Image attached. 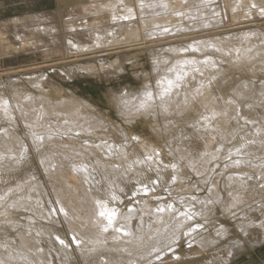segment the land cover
I'll use <instances>...</instances> for the list:
<instances>
[{
  "label": "bare ground",
  "instance_id": "1",
  "mask_svg": "<svg viewBox=\"0 0 264 264\" xmlns=\"http://www.w3.org/2000/svg\"><path fill=\"white\" fill-rule=\"evenodd\" d=\"M211 1L91 0L89 4L63 10L62 16L64 19L61 16L59 23L53 22L50 25L45 23V21L53 19L52 17H44L46 15L32 16L37 21H43V24H41L43 27L41 28V25H39V27L31 30L36 38L21 37V46L22 48L43 50L46 55L61 44L67 51L76 50L80 54H91L95 53L98 48H102V44H109V46L114 47L143 43L149 46V51L154 56L158 55L159 51L156 53L153 47L158 45L159 42L162 43L163 40L168 38L178 40L179 37L177 36L182 35L183 32L189 33L191 31L190 33L194 34L191 35L192 37L190 36L187 45H172L167 47L166 51L159 54L157 58L155 57L153 64V72L157 80L155 83L149 81L151 73L144 72L147 86H144L140 91L127 89L121 95H113V99L119 112L124 115L127 121H132L141 116H156L159 113L171 115L176 112L196 109L197 105L201 108L205 106L204 109L208 108L210 114L207 111L208 115L205 118L204 116L202 118V115L199 116L202 121H198L197 131L200 135H202L203 130L212 135H219L223 139V142L220 143L221 147L234 134L230 123L232 118L238 119L239 103L237 99L242 100V97L245 98L250 91L253 93L256 88L251 83H244L233 93L237 95V99L229 97L230 100L227 101L224 95L222 97L220 95L221 100H218L215 96L213 97V91L210 92L213 86L211 83L207 85L205 80L207 78L214 79L218 72L226 70L220 62L227 59L217 57L213 51L230 56L233 59V65L243 66L244 64L253 65L258 61L264 62V33L261 32V34L256 35L253 34L254 31L252 30L225 36L217 33L211 36L210 34H197L196 26L199 25L197 23L204 16L208 18L206 20L208 24L215 25L213 27L221 24L222 21H224L223 24H226L225 18L227 24L230 19L235 21L240 16L248 18L245 10H250V14H253V6H258L257 9H260L264 15V0H227V3L225 0L224 12L222 7L211 8L209 5ZM55 16L53 15V17ZM14 21L25 25L29 23L27 17L16 18ZM191 22L194 26L192 28L189 27ZM46 35L51 36V42L45 39ZM218 35L220 36L218 37ZM208 49L211 51L208 52ZM16 50H19V48L7 43L3 36L0 37L1 53L11 54ZM190 51L198 53L192 54ZM117 63L118 60L116 59L110 64L114 67V64ZM104 65L101 63L100 67H97L95 64H80L77 69L79 73L100 74V69L104 70ZM117 67L114 72L110 73L116 74L125 70L120 63ZM212 68L215 70L211 71ZM67 75L69 76V74ZM47 76L44 78V74H41L27 78V82L34 86V91L27 90V87L24 88L16 81L11 85L10 94L12 98L5 92H0V121L10 120L17 125L18 115H20L23 122L29 127L28 140L21 138L13 129L5 128V126L1 127L0 162L3 159L14 158L16 155L22 156L24 151L26 152L28 149L29 142L36 149L41 150L46 139L52 137V135H39L38 126L45 123L46 118L52 116H55V119H62V116H64L67 121L70 120L74 123L72 125L80 126L78 128H73L72 125L67 127L80 133L93 134L98 137V139L86 141V144L79 142L78 139L70 144L67 142L61 144L58 140L51 142L50 148L55 149L53 159L48 160L50 156H47L48 161L44 162L43 157L41 158L47 179L46 183L36 181L35 187L29 188L31 190L29 192H38L39 194L47 186L52 189L59 210L69 228L71 238L76 244L75 251L82 255L87 263L179 264L186 261V257H191L192 261L185 264H199L195 260L196 256L206 254L209 250L211 251L212 247L214 248L217 245L222 247L219 244L220 239L214 238L213 235L207 232L209 227L220 220L218 214L221 213L220 216L222 217H229L239 210L242 203H246L255 194L264 192V187H260L258 183L251 182L246 178L248 175H252L253 172L249 170L252 167L254 170H260V177H264V159H253V155H264V143H244L243 146L246 150L242 152L243 156L233 157L232 155L239 153V151H235L230 155L229 162L221 169L222 173L220 175H226L227 191L232 198L226 205L221 204L224 196L219 183L213 182L205 195H193V197L191 195L192 198H184L186 201L182 198L181 200L186 202L183 205L186 207V211L180 213L177 210L175 211L177 206L170 208V205V207H167L163 203H160L162 205L159 204L160 206L155 209L149 197H142L141 200L137 199L139 200L138 204L129 203L125 209L120 210L111 207L102 198L108 191H104L105 188L102 190L100 185L95 186L97 181L96 178L94 180L95 171L97 170L102 174L100 176L101 182L104 181L103 183L107 186L106 188H109L112 196L117 197L118 195L119 197L117 189L113 190L112 185H116L121 189L124 188L118 177L121 175L126 179L127 176H130V172H137L138 170H131L120 164L116 167L115 163L107 159L108 153L116 155L118 152L121 153L118 156H126L132 147H126L122 144L115 145L116 142L110 141L111 139L108 140L105 118L103 119L101 112H98L90 101L75 96L53 98L49 94V90L45 89V85L50 79ZM168 81L173 82L171 87ZM52 87L56 90L61 89L59 85L53 86L52 84ZM260 91L263 92L264 89H260ZM148 93L151 94L150 98L147 95ZM260 99H264V95ZM250 107L249 111H256L259 107L264 108V102L252 103ZM240 116L243 117V114ZM244 117L246 120L255 123L254 117L249 115H244ZM255 128L264 140V124L256 125ZM122 129L124 130V128ZM135 137L138 143L142 141L138 135H135ZM131 142L135 143L130 141L128 144ZM66 145L69 146L67 149L63 147ZM81 146L85 151H89L96 156L97 165L89 163L83 156L75 155L78 152L81 153ZM209 146L210 143L207 145V149L196 157L191 154L190 150L187 149L188 147L173 149V153L179 160V163H174L172 170L169 171L170 175L174 177L173 180L175 179L176 182L182 184L183 180L186 179L184 175L186 169L194 170L198 174H206L210 167L209 164L220 155L219 151H212V155H209L208 151H211ZM116 147L118 150H116ZM1 152L4 154H1ZM161 155L155 153V157L149 156V159L155 163L157 162L155 159H160L159 156ZM140 159L138 158L139 163ZM17 161L19 160L17 159ZM132 166L135 167V165ZM139 170L144 172L143 169ZM118 171L120 174L115 175ZM92 182L95 188L91 186L90 183ZM37 185L38 187H36ZM25 192V188L22 192H19V188L8 190V194H13L14 197ZM6 193L7 191L4 192V198ZM7 197H10V195ZM24 197L28 198L29 202L19 198L17 203L24 204V202H27L28 205L34 206L36 204L39 206L40 204L42 206V197L36 199L31 194L29 196L24 195ZM263 200L260 206L243 210L242 217H237L236 214L235 216L232 215L234 220H246L237 224V227L241 229V235L236 236L237 241L235 243L238 245L235 247L236 249H239V246L242 245L244 235L250 239L252 237L251 242L254 244H260L264 241V219L259 216L261 211L264 212ZM183 201H181V205L184 204ZM0 202H3V199H0ZM10 205L19 207L14 203H10ZM45 210L48 211L43 206L34 209L36 213H40L43 217H45ZM213 212H215V217H212L213 221L204 225V227L201 224L193 226L194 224L191 223L195 215L203 214L204 219L209 220ZM101 213H104V215H101ZM28 226L31 227L27 231L19 232L17 237L8 238L3 237V230L11 227V224L6 227L0 226V264H55L54 252L60 264H74L73 253L66 249L71 245L72 240L63 238L60 234V236L57 235L53 230L50 232V228H39V226L33 228L31 224H28ZM251 226L253 231L250 229ZM215 228L214 233H224L225 226L222 223L217 224ZM40 234L55 235L60 241L61 247H57L53 238L50 241V248L45 247L46 245L44 246L42 243V237H37ZM156 235L157 237H155ZM160 237L164 239H160ZM184 239L191 243L188 248L186 245V249H180V242ZM240 249L242 248L240 247ZM234 250V247H230L225 251L222 258L217 256L218 264L224 262L228 264Z\"/></svg>",
  "mask_w": 264,
  "mask_h": 264
},
{
  "label": "rangeland",
  "instance_id": "2",
  "mask_svg": "<svg viewBox=\"0 0 264 264\" xmlns=\"http://www.w3.org/2000/svg\"><path fill=\"white\" fill-rule=\"evenodd\" d=\"M90 1L91 0H0V37L3 36L7 43H10L13 46L15 45L16 48H19V50H16L17 52L14 51L15 53L13 52L11 54H3L0 51V90H2L0 92H5L12 98L10 94V90L12 88L11 85L16 83V81L18 84L24 86V88L27 87V90L34 91V86L27 82V78L44 74V78L47 75V78H50L49 82L45 85V89L47 88L49 90L48 91L46 89L53 98H66L70 96L84 98L90 101L96 107L98 112H101L100 114H102L103 119L105 118L106 135L108 140L111 139L110 141L116 142L115 145L122 144L126 147H132L129 154L126 155L127 157L118 156V154L121 153L117 152L116 155H113L114 153H108L107 159L115 163L116 167L120 164L128 169L138 170L137 172H130V176H127L126 179L121 177V175L118 177L120 182L124 185V188L121 189L116 185H112L113 190L117 189L119 197L118 195L117 197L112 196L109 192V188H106L107 186L103 183L104 181L101 182L102 179L100 176L102 174L97 170L95 171L94 180L95 178L97 179L95 186L100 185L102 190L105 188L104 191H108L102 198L111 207L118 208L120 210L125 209L126 205L129 203L138 204L139 200L137 199L141 200L142 197H149L155 209L156 207L162 205L160 203H163L167 207L170 205V208H172V206H177L175 211L177 210V212L180 213L181 211H186V207L183 206L186 203L184 198H192L193 195H205L211 188V184L213 182L219 183L224 196L221 200V204L226 205V203L231 201L232 198L230 193L227 191L228 184L226 175H220L222 173L221 169H223L225 164L229 162L231 159L230 155L235 151H239V153L232 155L233 157L243 156L242 152L246 150L243 146L244 143H264L263 137H261L260 133L255 128L256 125L264 124V108L259 107L256 111H249L252 103L264 102V99H260L262 95H264V91H260V89H264V62L258 61L253 65L244 64L243 66L233 65V59H231L230 56L213 51L217 57L227 58L226 61L220 62L226 70L218 72L214 79L207 78L205 80L207 81V85L211 83L213 86V90L209 88L210 92L213 91V97L215 96L218 100H221V97L224 95L227 101L230 100V98L237 99V95L233 93L241 86V84L243 85L244 83H251L256 88L253 90V93L250 91L245 98L242 97V100L237 99L239 103L237 114L238 119L232 118L230 123V126H232L231 130L234 131V134L229 137L230 140L224 143V147H220V143L223 142V139L219 135H212L211 133H207L205 130H203L202 135H200L197 131L198 121H202L200 119H202L203 116L205 118L209 113V110H207L208 108L204 109L206 108L205 106L204 108H201V106L197 105L196 109L176 112L171 115L159 113L156 114V116H141L132 121H127V119L124 118V115L119 112L117 104L113 99V95H121L125 93L127 89L140 91L144 86H147V80L146 77L144 78L145 75L143 74L144 72L151 73L149 81L155 83L157 80L155 78V73L153 72V64L157 56L165 52L167 47L172 45H187L192 37L191 35L194 33H190L191 31H189V33L183 32L182 35L177 36L180 38H177L178 40L168 38L165 39L166 41L163 40L162 43L159 42L158 45L153 47V50L156 53L159 51L158 55L154 56L152 55V52L149 51V46L143 43L118 45L114 47L109 46V44H102V48H98L95 53L91 54H80L77 53L76 50L67 51L61 44L60 46H56L54 51L47 53L46 55L43 50L22 48L21 37L26 36L28 38H36V35L32 33L31 30L43 24V21H37L35 20L36 18H33L32 16L46 15L44 17H52L53 19H49L50 21H45V23L49 25L53 24V22L59 23L60 18L63 15V10L76 7L78 5L89 4ZM224 3L225 0H212L209 2V5L211 8L222 7L224 12ZM257 7L258 6H253V14H250V10H245V14H248V18L246 16H240L235 21L234 19H230L228 24L225 18L226 24H223L224 21H222V23L218 24L216 27H213L215 25L208 24L206 21L208 18L204 16V18H201V21L197 23L199 25L196 26V33L204 35L210 34L211 36L216 35L217 33L225 36L232 35L233 33L249 32L252 30L254 31L253 34L256 35L261 34V32L264 33V15L260 9H257ZM53 15L57 19L53 17ZM26 17L29 19L28 25L14 21L16 18ZM62 19H64L63 16ZM189 25L191 28L194 27L192 22ZM40 27L42 28L43 25ZM220 35H218V37ZM45 39L51 42V36L46 35ZM210 51L211 50L208 49V52ZM190 53L197 54L198 52L190 51ZM116 59L118 60V63L123 65L125 70L113 74L110 72H114V70L118 68V63L114 64V67L111 66L110 63ZM101 63L105 64V67L104 70L100 69V74L79 73L77 69V66L80 64H95L97 67H100ZM210 70L213 71L215 69L212 68ZM67 74H69V76ZM52 84L53 86L59 85L61 89H57V91L54 87H52ZM209 86L212 87L211 85ZM241 114H243V117L240 116ZM201 115L202 118L199 117ZM244 115L254 117L255 123H252L250 120H246ZM18 116L19 119L17 125L12 123L10 120H3L0 121V128L5 126V128L13 129L21 138L28 140L27 135L29 134V127L23 122L20 115ZM54 117L55 116L46 118L45 123L38 126L39 135H52V137L50 136L46 139L41 150L36 149L35 146L29 142V147L26 152L24 151L22 156L16 155L14 158H8V160L3 159L0 162V199H3V202H0V226L6 227L11 224V227L3 230V237L6 238L12 236L17 237L19 232L27 231L31 227L28 226V224L33 225V228L35 226H39V228H50V232L53 230L57 235L60 234L63 238L70 241L72 240L71 245L66 249L73 253L72 257L74 258V264H91L90 262L87 263L83 259L82 255L75 251L76 244L74 243L73 238H71L69 228L66 221L63 219L61 211L59 210V205L53 191H51L52 189L47 186V188L40 191V194L38 192H29L31 191L29 189L30 187H35L36 181L46 183L47 179L41 158L43 157L44 162L53 159L55 149L50 148L52 144L51 142L58 140L61 144H64V142L70 144L78 139L80 140L79 142L86 144V141L90 139H98L96 135L94 136L93 134L80 133L77 130L67 127L74 123L70 120L67 121L64 116H62V119H55ZM107 123L109 124L107 125ZM72 126L73 128L80 127L79 125ZM2 128L0 129V133L2 132ZM122 128H124V130ZM135 135L141 137L142 141L138 143V140L135 139ZM130 141L135 143L131 142L128 144ZM207 143H210L211 146H209V150H211L208 151L209 155H212V151H219V156L222 155L221 157L218 156L209 164L210 167L209 170H207V173L198 174L194 170L186 169L184 172L186 179L183 180L182 184L176 182L175 179L173 180L174 177H172L173 175H170L171 173H169V171L172 170L173 165L177 162L179 163L178 157L173 153V149L177 150L180 147L183 149L188 147L187 149L190 150L191 154L196 157L207 149ZM225 146L227 147L225 148ZM63 147L67 149L69 146L66 145ZM80 150L81 153L78 152L75 155L79 157L83 156V158L89 163L97 165V158L95 155L91 154L89 151H85L82 146L80 147ZM116 150H118L117 147ZM156 150L158 151L156 152ZM155 153L162 155L159 156L160 159H155L157 162L154 163L151 159H149V156L153 158L155 157ZM1 154L4 153L1 152ZM47 156H50V158H46ZM257 156L253 155V159H264L263 154ZM138 158H141L140 163L138 162ZM17 159L19 161H17ZM132 165H135L136 168ZM139 169H143L144 172ZM249 170L253 173L251 176L248 175L246 178L251 182L258 183L260 187H264V177H260V170H254L253 167L249 168ZM119 174L120 172L118 171L115 175ZM204 177L206 181L204 180ZM90 184L93 188H95L93 182ZM36 187H38V185ZM10 188H19V192L24 191L25 188L26 192L14 197L13 194H8V190ZM6 191L7 193L4 198V192ZM30 194L36 199L42 197L41 204L48 210L44 211L45 217L34 211L35 208H42L40 204L39 206L36 204L33 206L28 205L29 203L27 204V202H24V204L17 203L19 198L29 202V199L24 197V195L29 196ZM8 195H10V197H7ZM182 198L185 201L181 200ZM263 199L264 192L255 194L246 203H242L239 210H237L235 214L237 217H242L243 210H250L251 208L260 206L263 203ZM180 200L183 201L184 204L181 205L182 202ZM10 203H14L19 207H13ZM245 204L247 205L244 206ZM235 214L232 215L235 216ZM220 215L221 213L218 214V219L220 220H217L218 222H215V224L209 227L207 232L210 235H213L214 238H219V244H221L220 246L222 247H219V245L215 246L216 248L212 247L211 251L209 250L206 254L204 253L203 255L196 256L195 260L199 264H218L216 257L220 256L219 258H222L227 249L234 247L235 250L232 252L231 261H228V264H264V241L260 244H254L251 242L252 237L250 239L244 235L243 237L241 236L243 240L242 245L239 246V249L235 248L238 246L237 243H235V241H237L236 236L239 237V235H241V229L237 227V224L240 222L243 223L246 220H234L232 215L229 217H222ZM259 216L264 219V212L261 211ZM212 217H215V212L211 214V218L209 220L204 219L203 214L195 215L191 223L194 224L193 226L201 224L202 227H204V225L213 221ZM220 223L225 226L224 233H214L216 230L215 226ZM250 229L253 231L252 226ZM37 237H42V243L44 246L46 245L45 247L50 248V241L52 238L56 242L57 247H61L60 241L53 234H40L37 235ZM155 237H157V235ZM160 239L164 238L160 237ZM190 243V241L184 239L180 242L179 248L186 249V245L188 248ZM240 247L242 249H240ZM213 249L214 252L212 253ZM53 254L55 256V264H60L55 252ZM185 259L186 261H182V263L179 264H185L188 261H192L191 257H186Z\"/></svg>",
  "mask_w": 264,
  "mask_h": 264
},
{
  "label": "snow or ice",
  "instance_id": "3",
  "mask_svg": "<svg viewBox=\"0 0 264 264\" xmlns=\"http://www.w3.org/2000/svg\"><path fill=\"white\" fill-rule=\"evenodd\" d=\"M168 84L171 87L172 84H173V82L172 81H168ZM166 91H167V89H166ZM147 95L149 96V98L151 97V94L150 93H148ZM101 215H104V213H101Z\"/></svg>",
  "mask_w": 264,
  "mask_h": 264
}]
</instances>
